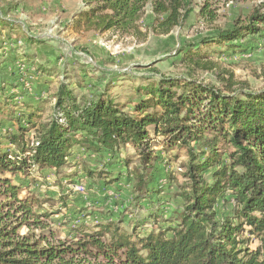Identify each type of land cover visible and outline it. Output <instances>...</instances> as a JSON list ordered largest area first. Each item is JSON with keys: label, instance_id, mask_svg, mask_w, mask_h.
I'll return each mask as SVG.
<instances>
[{"label": "trees", "instance_id": "1", "mask_svg": "<svg viewBox=\"0 0 264 264\" xmlns=\"http://www.w3.org/2000/svg\"><path fill=\"white\" fill-rule=\"evenodd\" d=\"M82 1L69 24L76 32L168 34L194 10L193 0ZM213 1L202 0L197 11L210 24L218 18ZM0 22L8 49H16L21 36L13 23ZM250 35L264 37V3L180 49L182 60L197 66L213 45L226 51ZM16 62L32 73V56L25 52ZM62 77L55 89L44 81L36 103L21 100L24 87L0 85V264H264V89L226 91L160 76L136 88L134 99L122 100L100 77L95 85L85 77L74 84ZM156 142L164 157L153 148ZM127 144L139 156L137 165L117 153ZM83 152L89 161H107L99 169L84 167L86 197L81 194L73 208L65 203L69 212L61 219L54 218L61 209L44 210L30 191L21 194L30 189L27 178L59 172ZM182 155L185 182L171 202L163 195L169 189L164 169ZM66 180L80 181L76 175ZM92 203L96 207L88 209ZM133 204L142 211L131 219ZM87 217L96 223L87 225ZM125 218L133 221L130 231L122 225ZM53 224L69 229L61 236Z\"/></svg>", "mask_w": 264, "mask_h": 264}, {"label": "rangeland", "instance_id": "2", "mask_svg": "<svg viewBox=\"0 0 264 264\" xmlns=\"http://www.w3.org/2000/svg\"><path fill=\"white\" fill-rule=\"evenodd\" d=\"M201 2L202 0L192 1L194 10L181 27H174L168 34L157 35L149 31L145 36L136 37L113 30L100 33L94 30L76 32L71 29L69 24L74 15L84 7L82 0H0V21L13 23L12 29L16 31L13 33L21 36L18 47L13 49L10 46L8 49L9 43L5 42L6 35L0 28V48H3L0 51V62L8 59L13 63L12 59H15L14 66L17 67L20 62H16V59L22 57L25 52L34 58L33 69H30L33 70L32 73L28 70L20 72L17 69L18 77L11 80L12 83L21 82L22 87L28 92L44 84V81L51 83L55 89L63 75L66 81L73 84L79 83L83 77L86 83L94 85L97 77L110 81L113 83L111 94L118 99L121 96L122 100L126 97L134 99L136 88L145 86L160 76L197 79L226 91L264 89V37L247 36L239 40L236 47L226 51L213 45L214 49L207 50V56L201 59V63L197 66L182 60L183 52L180 50L198 43L202 38L215 35L219 29L229 28L237 17L243 20L253 8L264 3V0H214L212 8L217 11L218 18L211 24L203 21L197 14ZM149 14L150 7L147 6L140 22L143 29ZM27 35L30 36L29 43L25 42ZM15 54L17 58L13 57ZM36 65L42 67V70L37 72ZM5 69L0 68L1 79L6 78ZM34 82H38L37 86H33ZM81 91L85 93L87 88ZM150 134L153 137V132ZM161 138L160 136L155 141L159 142ZM153 148L164 157L165 154L160 153L161 147L157 142L153 144ZM117 153L121 158L130 157L132 161L130 166L138 164L139 156L130 145L121 146ZM184 158L182 155L177 160H171L170 165L164 169L163 182H169V189L163 191V195H168L171 202L179 185L185 182L182 176L184 170L178 165ZM84 167H90V161L76 158L75 162L61 167L59 172H49L44 176L35 173L34 182H30L29 178L26 179L30 183V189L23 187L21 194L30 191L43 201L44 210L61 209L62 212L54 217L61 219L66 212H69L64 204L73 208L82 197L66 179L79 175ZM99 168L100 166L97 167ZM109 191L111 190H98L102 196L109 195V198L117 200L118 195L109 194ZM85 195L86 192L83 196ZM90 197L92 196L87 198ZM87 207L90 209L96 205L92 203ZM130 207L133 208L131 219L134 213L138 214L142 211L136 204ZM86 223L89 226L94 225L89 217ZM122 225L130 231L133 221L125 218ZM67 227V225L66 227L52 225L61 236L66 234L69 229ZM145 227L151 228V224ZM20 230L25 232L26 228L22 227ZM138 231L144 232L142 228Z\"/></svg>", "mask_w": 264, "mask_h": 264}, {"label": "crops", "instance_id": "3", "mask_svg": "<svg viewBox=\"0 0 264 264\" xmlns=\"http://www.w3.org/2000/svg\"><path fill=\"white\" fill-rule=\"evenodd\" d=\"M3 48H0V51L2 50ZM13 57L14 58H17V55L15 54V55H13ZM19 58V57H18ZM11 60V59H10ZM12 60H14L13 61V63H12V61H8V59H3L1 62H0V68L2 67L3 69H5V70H7V71H5L4 70V72H5V75H6V78L5 77H2V79L0 78V85L1 84H4V83H6V82H12L11 80H14L15 78H17L18 77V71L15 69V66H14V62H15V59H12ZM13 75V76H12ZM20 77V76H19ZM5 78V79H4ZM9 78V79H8ZM3 80V81H2ZM22 81V80H21ZM14 84H16L18 87H20V86H22V84H21V82H17V81H14L13 82ZM36 84H38V82H34L33 83V86H37ZM39 86L40 85H38V87H36L32 92L30 91V92H26V91H24V94H23V96H21V100H23V101H27V102H31V103H36V100H37V92H38V90H39ZM19 106H20V104L18 105V108H19ZM18 108H17V110H18ZM22 108V107H21ZM16 110V111H17ZM17 113V112H16ZM8 123L7 122H5V125H7ZM87 156V154L86 153H76L75 154V156H74V158H72V159H69L68 160V162L70 163V162H75V159L76 158H82V159H87V160H89L88 159V157H86ZM96 159H98V160H100L101 162H98V161H96ZM104 161H107L106 160V157H96L95 159H92L91 161H90V167L91 168H93V167H99L100 166V168H101V166L103 165V163H104ZM71 169H74V168H71ZM49 173V172H53L52 170H44L42 173ZM77 176H79V179H80V181H83L85 184H86V181H87V179H86V176H85V174L83 173V171H81L80 173H79V175H77ZM84 178V179H83Z\"/></svg>", "mask_w": 264, "mask_h": 264}, {"label": "built area", "instance_id": "4", "mask_svg": "<svg viewBox=\"0 0 264 264\" xmlns=\"http://www.w3.org/2000/svg\"><path fill=\"white\" fill-rule=\"evenodd\" d=\"M18 70L21 71H26V66L23 63H19L17 65ZM73 189L75 190V192L80 193V194H84L86 192V185L83 181H79L75 184H72ZM109 194H113L111 191H109ZM115 208V207H114ZM93 223H96V221H92Z\"/></svg>", "mask_w": 264, "mask_h": 264}]
</instances>
